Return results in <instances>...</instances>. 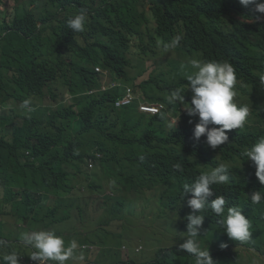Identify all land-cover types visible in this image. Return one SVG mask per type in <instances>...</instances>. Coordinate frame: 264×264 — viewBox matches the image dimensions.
<instances>
[{"label":"clouds","instance_id":"9594fccd","mask_svg":"<svg viewBox=\"0 0 264 264\" xmlns=\"http://www.w3.org/2000/svg\"><path fill=\"white\" fill-rule=\"evenodd\" d=\"M20 73L0 264H264V0H0Z\"/></svg>","mask_w":264,"mask_h":264},{"label":"trees","instance_id":"16d2710c","mask_svg":"<svg viewBox=\"0 0 264 264\" xmlns=\"http://www.w3.org/2000/svg\"><path fill=\"white\" fill-rule=\"evenodd\" d=\"M218 26H219V22H216L212 25L208 24L206 28H201V30L203 31V33L209 34L213 30H215ZM22 45L25 50L30 51L29 55L26 54L25 52L19 53L18 58L25 62H29L31 58L39 57L41 58L42 63L46 64L48 62L47 57L49 56V54L55 51L49 45L48 40L43 37L22 39ZM30 69L33 70V67H30ZM14 73H17V70H15ZM29 87L33 89V86H29ZM26 88H27V84L25 85V79L22 73H20L15 78V81L13 83L6 82L2 78H0V96L4 101L10 98L12 91H18V90L23 89V91L25 92ZM107 95L108 94H102L100 100L92 99V101L89 102V106H87V112L84 113L83 117L86 119L91 118L92 112L102 110V108L104 107V103L106 101ZM2 103L4 105L5 102L2 101ZM61 115L65 116L69 121H71V119L67 115V112ZM32 136L33 138H37V135L35 134V129L33 130ZM27 139L26 141H23L25 145L27 144ZM13 158H15V154L13 152L12 146L7 145L3 143L2 141H0V166L11 163L12 161H14ZM18 173H20V170H18Z\"/></svg>","mask_w":264,"mask_h":264}]
</instances>
